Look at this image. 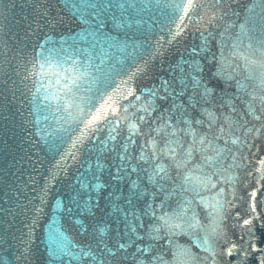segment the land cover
Instances as JSON below:
<instances>
[{"label": "water", "instance_id": "obj_1", "mask_svg": "<svg viewBox=\"0 0 264 264\" xmlns=\"http://www.w3.org/2000/svg\"><path fill=\"white\" fill-rule=\"evenodd\" d=\"M184 4L0 0V264H264V0Z\"/></svg>", "mask_w": 264, "mask_h": 264}, {"label": "snow or ice", "instance_id": "obj_2", "mask_svg": "<svg viewBox=\"0 0 264 264\" xmlns=\"http://www.w3.org/2000/svg\"><path fill=\"white\" fill-rule=\"evenodd\" d=\"M193 5V0H185V4L183 5L184 6V9H185V14H187L188 13V10L190 9V7ZM108 107H111V105H108ZM102 115V114H101ZM100 117L98 116V117H94L93 118V120H91V121H89V123L88 124H86L85 125V127H86V129L88 130V131H91V132H95V131H97L98 130V128L97 127H95V121L97 120V119H99ZM134 129H135V126L134 125H131L130 127H129V131H130V139H131V136L132 135H135L136 134V132L134 131ZM110 131H115V129H112V130H110ZM84 136V133H82V137ZM113 140H115L116 139V137L115 136H112L111 137ZM81 141L80 140H78L77 142H74V145H73V147L75 148L76 146H77V144L78 143H80ZM124 151L125 152H127V147L125 146V148H124ZM174 151V150H173ZM156 153L155 152H153V155H155ZM75 156V154L73 153V157ZM121 159L123 160L124 159V157H121ZM141 159H143V156H141ZM158 167V171L157 172H155L154 173V175H158L159 174V172H163L164 171V169L163 168H160L159 166H157ZM97 168L100 170V171H103V165H101V164H98L97 165ZM120 170L118 169V172H119ZM133 171H136V169H133ZM142 171H146V170H143L142 169ZM114 178H117V179H122L123 177L122 176H115ZM149 180L151 181L152 179H153V175H149ZM133 183V187H136V182L135 181H133L132 182ZM103 230V227L101 226V231Z\"/></svg>", "mask_w": 264, "mask_h": 264}]
</instances>
